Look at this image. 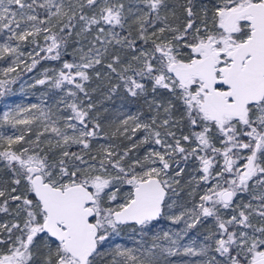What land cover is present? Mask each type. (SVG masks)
Returning <instances> with one entry per match:
<instances>
[{
	"label": "snow or ice",
	"instance_id": "snow-or-ice-1",
	"mask_svg": "<svg viewBox=\"0 0 264 264\" xmlns=\"http://www.w3.org/2000/svg\"><path fill=\"white\" fill-rule=\"evenodd\" d=\"M50 61L0 114V264H264V0H0V98Z\"/></svg>",
	"mask_w": 264,
	"mask_h": 264
},
{
	"label": "trees",
	"instance_id": "trees-1",
	"mask_svg": "<svg viewBox=\"0 0 264 264\" xmlns=\"http://www.w3.org/2000/svg\"><path fill=\"white\" fill-rule=\"evenodd\" d=\"M67 58L71 59L70 56ZM45 67H58V62H42V66L38 65L36 71L24 76L22 84L18 83L17 85H14L12 93H10L7 97L0 98V114H2L3 111L7 110L8 107H14L16 104L26 105L30 101L33 103H39L41 99L44 98L42 94L45 92V87H29V85L32 83L29 77L38 76L40 78H43L42 73L43 68ZM55 91L57 90H47L49 95ZM93 99L96 102L97 108L99 110V115L101 119L105 121L106 125L111 119H114L121 113H134L137 110H141L145 111V113L147 114L146 105H144L142 100H133L123 93L119 95H113L111 99H107L103 93L100 100L98 92H96L93 94ZM140 151L142 152L143 149H140ZM129 244L131 245V241H129Z\"/></svg>",
	"mask_w": 264,
	"mask_h": 264
},
{
	"label": "rangeland",
	"instance_id": "rangeland-1",
	"mask_svg": "<svg viewBox=\"0 0 264 264\" xmlns=\"http://www.w3.org/2000/svg\"><path fill=\"white\" fill-rule=\"evenodd\" d=\"M103 93H104L103 91H99V92H98V95H99L100 100H101V98H102ZM135 112H136V111H135ZM135 112H134V113H135Z\"/></svg>",
	"mask_w": 264,
	"mask_h": 264
}]
</instances>
